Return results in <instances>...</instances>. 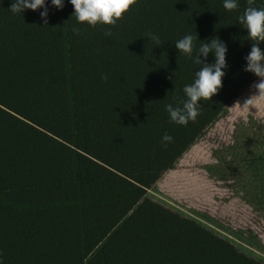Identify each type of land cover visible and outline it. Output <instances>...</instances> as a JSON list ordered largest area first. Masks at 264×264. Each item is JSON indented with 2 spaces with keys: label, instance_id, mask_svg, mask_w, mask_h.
<instances>
[{
  "label": "trees",
  "instance_id": "1",
  "mask_svg": "<svg viewBox=\"0 0 264 264\" xmlns=\"http://www.w3.org/2000/svg\"><path fill=\"white\" fill-rule=\"evenodd\" d=\"M13 2L0 0V264H264L146 194L253 79L247 0H136L94 27L70 0H45L48 25ZM186 35L193 57L223 42L227 68L184 126L166 105L182 107L203 66L175 47Z\"/></svg>",
  "mask_w": 264,
  "mask_h": 264
},
{
  "label": "rangeland",
  "instance_id": "2",
  "mask_svg": "<svg viewBox=\"0 0 264 264\" xmlns=\"http://www.w3.org/2000/svg\"><path fill=\"white\" fill-rule=\"evenodd\" d=\"M260 80L254 75L146 194L264 262V98L254 86Z\"/></svg>",
  "mask_w": 264,
  "mask_h": 264
},
{
  "label": "clouds",
  "instance_id": "3",
  "mask_svg": "<svg viewBox=\"0 0 264 264\" xmlns=\"http://www.w3.org/2000/svg\"><path fill=\"white\" fill-rule=\"evenodd\" d=\"M51 3L58 9L64 7L62 0H51ZM70 3L74 6L77 21L79 23L86 22L94 27L97 23L115 26L117 20L123 18V13L129 11L136 0H70ZM254 3L255 0H247L248 7L239 17V23L248 30L249 38L255 41L250 53L245 57L247 61L245 71L252 72L261 78L260 82L254 85L259 90V94L255 96L264 98V51L258 46L259 43L264 42V9L253 6ZM223 7L228 11H233L238 9L239 5L237 0H224ZM10 8L13 13L23 12L24 9L35 11L38 8H44L41 17L44 18V25H48V9L45 0H14ZM72 31L75 35H80L82 29L73 26ZM105 35L110 36L111 31H106ZM148 35L149 38L155 39L159 43L157 36L151 33ZM195 39L192 35H186L176 42L175 47L179 52L193 57ZM210 52L214 53L215 63L206 62ZM226 52V45L217 38H213L210 43L200 44L193 59L196 64L203 66L199 71H196L194 83L186 85L183 89L188 99L181 102L182 107H174L172 104L166 105V111L169 113L172 122L184 126L189 121L195 122L200 114L199 101L211 100V97L223 87L222 77L226 74L224 69L227 68ZM201 55L204 57L203 60L199 58ZM252 98L246 100L243 106L249 104ZM172 141L171 135L167 133L163 135L162 143L165 147Z\"/></svg>",
  "mask_w": 264,
  "mask_h": 264
},
{
  "label": "bare ground",
  "instance_id": "4",
  "mask_svg": "<svg viewBox=\"0 0 264 264\" xmlns=\"http://www.w3.org/2000/svg\"><path fill=\"white\" fill-rule=\"evenodd\" d=\"M162 198V197H161ZM167 202V201H166Z\"/></svg>",
  "mask_w": 264,
  "mask_h": 264
}]
</instances>
